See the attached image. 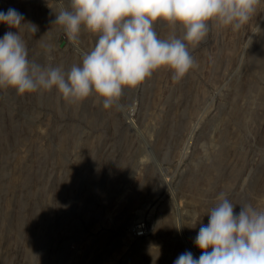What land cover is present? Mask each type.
<instances>
[{"label":"rangeland","instance_id":"1","mask_svg":"<svg viewBox=\"0 0 264 264\" xmlns=\"http://www.w3.org/2000/svg\"><path fill=\"white\" fill-rule=\"evenodd\" d=\"M68 6L0 0L36 26L21 29L29 58L65 71L98 38L72 42L52 24ZM9 30L0 23V38ZM189 51L197 67L178 81L154 73L121 109L0 90V264H174L201 255L194 240L220 192L236 213L264 210V0L240 30L210 26Z\"/></svg>","mask_w":264,"mask_h":264},{"label":"clouds","instance_id":"2","mask_svg":"<svg viewBox=\"0 0 264 264\" xmlns=\"http://www.w3.org/2000/svg\"><path fill=\"white\" fill-rule=\"evenodd\" d=\"M262 0H69L54 12L67 38L78 42L83 33L98 38L81 62L65 71L62 65L29 58L21 29L26 23L15 8L0 11V23L10 30L0 38V90L19 96L55 89L69 103L95 96L105 110L121 109L125 90L134 91L160 70L182 79L197 64L190 54L208 35L210 26L240 30L256 14ZM168 29L161 37L157 26ZM46 52L52 46L43 44ZM204 155L208 153L205 146ZM206 214L194 245L195 258L185 251L174 264H264V210L235 204L225 191ZM201 220V219H200ZM199 220V221H200Z\"/></svg>","mask_w":264,"mask_h":264},{"label":"built area","instance_id":"3","mask_svg":"<svg viewBox=\"0 0 264 264\" xmlns=\"http://www.w3.org/2000/svg\"><path fill=\"white\" fill-rule=\"evenodd\" d=\"M149 232V225L145 222H138L135 225L132 226L130 233L135 238H143L146 235H148Z\"/></svg>","mask_w":264,"mask_h":264},{"label":"bare ground","instance_id":"4","mask_svg":"<svg viewBox=\"0 0 264 264\" xmlns=\"http://www.w3.org/2000/svg\"><path fill=\"white\" fill-rule=\"evenodd\" d=\"M134 112V109H131V111L130 112H128L129 113V115H130V113L132 114ZM124 113V112H123ZM128 115V116H129Z\"/></svg>","mask_w":264,"mask_h":264}]
</instances>
